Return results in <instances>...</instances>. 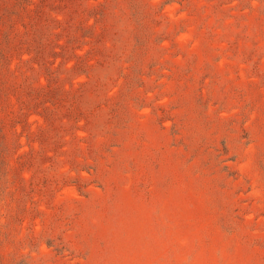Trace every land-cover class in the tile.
Here are the masks:
<instances>
[{"label":"rangeland","instance_id":"374dc122","mask_svg":"<svg viewBox=\"0 0 264 264\" xmlns=\"http://www.w3.org/2000/svg\"><path fill=\"white\" fill-rule=\"evenodd\" d=\"M0 200V264H264V0H0Z\"/></svg>","mask_w":264,"mask_h":264},{"label":"trees","instance_id":"16d2710c","mask_svg":"<svg viewBox=\"0 0 264 264\" xmlns=\"http://www.w3.org/2000/svg\"><path fill=\"white\" fill-rule=\"evenodd\" d=\"M5 169H6V172H8V170H9V166L8 165H6L5 166ZM7 174V173H6ZM1 201V200H0Z\"/></svg>","mask_w":264,"mask_h":264}]
</instances>
